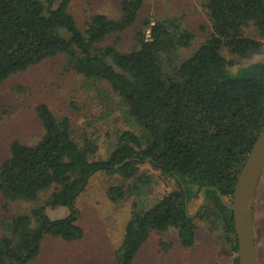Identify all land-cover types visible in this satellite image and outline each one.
Returning <instances> with one entry per match:
<instances>
[{
	"label": "trees",
	"instance_id": "trees-1",
	"mask_svg": "<svg viewBox=\"0 0 264 264\" xmlns=\"http://www.w3.org/2000/svg\"><path fill=\"white\" fill-rule=\"evenodd\" d=\"M144 1L122 0L118 19L96 14L80 30L69 0H0V84L14 73L64 55L76 73L106 82L142 131L141 136L123 131L107 159L89 160L97 146L85 139L80 147L69 119H57L46 104H39L35 111L43 134L34 145L11 143L9 157L0 163V194L7 201H35L51 190L45 205L66 208L68 214L53 220L44 207H37L7 219L6 233L0 234V264L30 263L47 236L81 239L76 199L99 172L129 179L148 161L176 186L146 209L134 208L117 251L118 264H132L150 230L174 229L181 246H193L195 225L185 212L187 202L201 198V189L208 187L225 198L233 196L239 172L264 130V62L233 73V63L222 51L240 59L260 53V42L245 30L252 28L264 40V0H207L211 34L178 64V51L191 45L193 35L175 19L146 21L136 33L138 47L131 51L97 46L132 27ZM147 29L150 39H145ZM146 178L142 174L138 180ZM108 197L117 203L124 191L112 186ZM211 212L231 235L237 264L232 212L207 189L199 213Z\"/></svg>",
	"mask_w": 264,
	"mask_h": 264
},
{
	"label": "rangeland",
	"instance_id": "rangeland-1",
	"mask_svg": "<svg viewBox=\"0 0 264 264\" xmlns=\"http://www.w3.org/2000/svg\"><path fill=\"white\" fill-rule=\"evenodd\" d=\"M121 1L69 0L68 9L80 30H84L85 23L96 14L118 19ZM206 1L145 0L132 27L109 35L97 46L112 45L120 52L131 51L138 47L136 33L146 21L175 19L193 35L191 45L178 51L174 60L178 64L211 34ZM245 33L260 42V53L251 59H240L223 50L226 60L233 63L230 72L250 63L264 62V40L252 28ZM39 104H46L57 119H69L72 138L80 147L85 139L97 146V152L89 155V160L107 159L123 131L142 135L123 100L106 82L76 73L67 65L66 57L58 55L14 73L0 84V163L9 157L12 142L34 145L41 138L43 128L35 111ZM138 168V174L129 179L117 173L94 174L75 203L82 238L63 241L47 236L41 241L39 254L28 264H118L117 251L134 208L146 209L176 188L171 178L148 161ZM142 174L148 178L140 182L138 177ZM112 186L124 191L123 199L117 203L108 197ZM50 192L40 194L35 201H7L0 194V234L6 233L7 219L15 214H28L37 207H44L53 220L66 217V208L45 205ZM200 203L199 196L187 202L188 215L195 214L191 217L195 225L193 246H181L174 229L150 230L132 264H233L231 235L214 213H199ZM253 213L257 262L264 264V171L257 186Z\"/></svg>",
	"mask_w": 264,
	"mask_h": 264
},
{
	"label": "water",
	"instance_id": "water-1",
	"mask_svg": "<svg viewBox=\"0 0 264 264\" xmlns=\"http://www.w3.org/2000/svg\"><path fill=\"white\" fill-rule=\"evenodd\" d=\"M264 171V130L252 145L237 177L233 196L225 198L215 187L201 189L199 209L206 202V190L216 192L221 204L232 212L237 240V264H258L255 250L254 204L257 186ZM187 198L185 197V203ZM186 214L187 206L185 209ZM188 215L189 217L194 216Z\"/></svg>",
	"mask_w": 264,
	"mask_h": 264
},
{
	"label": "built area",
	"instance_id": "built-area-1",
	"mask_svg": "<svg viewBox=\"0 0 264 264\" xmlns=\"http://www.w3.org/2000/svg\"><path fill=\"white\" fill-rule=\"evenodd\" d=\"M145 39H150V30L149 29H147L145 31Z\"/></svg>",
	"mask_w": 264,
	"mask_h": 264
}]
</instances>
